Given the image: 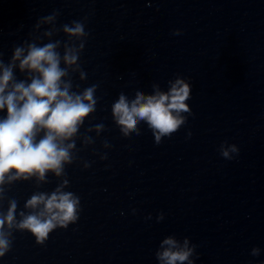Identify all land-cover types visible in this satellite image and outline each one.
<instances>
[{
	"label": "water",
	"instance_id": "obj_1",
	"mask_svg": "<svg viewBox=\"0 0 264 264\" xmlns=\"http://www.w3.org/2000/svg\"><path fill=\"white\" fill-rule=\"evenodd\" d=\"M76 23L81 34L64 31ZM47 44L69 93L92 88L95 103L59 173L12 169L0 183V215L16 206L0 264H160L169 237L188 241L192 264H264V0H0L13 82L38 75L15 50ZM177 79L189 93L174 131L157 140L143 119L124 130L121 92L167 93ZM57 189L78 198L76 219L37 243L17 225L39 210L32 196Z\"/></svg>",
	"mask_w": 264,
	"mask_h": 264
},
{
	"label": "clouds",
	"instance_id": "obj_2",
	"mask_svg": "<svg viewBox=\"0 0 264 264\" xmlns=\"http://www.w3.org/2000/svg\"><path fill=\"white\" fill-rule=\"evenodd\" d=\"M64 31L79 35L82 25L66 26ZM54 49V44L30 45L26 55L22 48L15 50L13 61H19L20 70L38 74L32 75L27 85L23 81L13 82L11 65L0 67V111L4 112V117L0 118V183L12 169L15 172L9 179L32 172L43 176L47 169L59 173L62 161L69 159L72 147L71 143L65 145L63 141L77 131L83 117L93 110L92 88L74 95L69 93L66 84H62L60 78L65 70L58 67L59 57ZM64 59L71 64L76 56L69 49ZM188 93V86L177 79L167 93L144 96L138 91L135 97L128 98L121 92L114 101L113 110L125 131L143 119L153 129H159L156 135L159 140L160 134L174 131L182 123L180 112L187 110L183 101ZM41 129L45 130L44 135L37 140ZM223 155L228 156V151L225 150ZM77 204V197L59 189L47 196L34 195L26 202V207L39 210L24 216L17 227L29 230L37 243H42L53 228L76 219ZM15 207V203H11L6 213L0 215V229L15 223ZM8 246L7 233L0 230V256ZM162 247L163 250L157 253L160 264L183 261L192 264L189 259L192 249L187 240L180 244L169 237L162 241ZM256 251L254 249L253 253Z\"/></svg>",
	"mask_w": 264,
	"mask_h": 264
}]
</instances>
